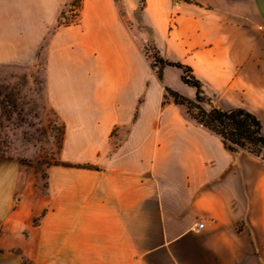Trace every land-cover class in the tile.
<instances>
[{"label":"crops","instance_id":"0c3cea01","mask_svg":"<svg viewBox=\"0 0 264 264\" xmlns=\"http://www.w3.org/2000/svg\"><path fill=\"white\" fill-rule=\"evenodd\" d=\"M61 1L0 0V62L35 61ZM136 17L141 36L112 0H81L52 35L45 77L60 161L44 201L20 210L39 225L1 238L0 264L51 248L55 264H264V159L229 151L165 99V86L188 98L195 89L175 66L160 82L137 47L150 41L190 67L206 97L248 109L264 130V0H145Z\"/></svg>","mask_w":264,"mask_h":264},{"label":"rangeland","instance_id":"374dc122","mask_svg":"<svg viewBox=\"0 0 264 264\" xmlns=\"http://www.w3.org/2000/svg\"><path fill=\"white\" fill-rule=\"evenodd\" d=\"M136 1L135 6L134 0H112L119 20L131 36H141L140 31H143L136 17L141 0ZM77 3L78 0H62L58 18L75 22L80 9H77ZM65 26L57 27L56 22L48 28L35 61L0 62V240L7 238V233L27 238L32 227L39 225L41 215L33 217L26 225L21 220L20 210L31 208L38 200L44 201L48 168L60 161L63 125L48 101L45 61L52 35ZM137 47L143 64L155 75L159 64L151 67L154 55L163 58L162 54L150 41L142 40ZM213 104L230 106L208 92L207 100L202 105L208 110ZM181 109L185 110L184 107ZM241 226L239 224V228ZM44 232L47 235L52 233V227L45 226ZM0 246L3 252L9 249L1 241ZM12 253L16 254L17 251ZM23 259L25 264H55L52 248L33 254L25 253Z\"/></svg>","mask_w":264,"mask_h":264},{"label":"trees","instance_id":"16d2710c","mask_svg":"<svg viewBox=\"0 0 264 264\" xmlns=\"http://www.w3.org/2000/svg\"><path fill=\"white\" fill-rule=\"evenodd\" d=\"M80 1L78 0L77 9L80 7ZM144 1L141 0L140 9L143 8ZM69 23H71L70 20L62 21L60 18L57 19V27L62 24L68 25ZM157 64H159V70L155 73V76L160 82L162 81L163 68L165 66H175L181 69L182 82L195 89L194 98L191 99L165 86V99H170L175 105L184 107L185 110L183 112L187 117L216 134L229 151L246 153L262 159L264 130L260 119L255 114L242 106L222 107L218 104H213L208 110L205 109L202 104L207 100V97L203 91V84L193 75L190 67L180 62L169 61L155 54L154 63L151 67L154 68ZM191 110L196 112L193 113ZM64 165L93 168L91 164L72 165L64 163ZM21 264H25L24 259H22Z\"/></svg>","mask_w":264,"mask_h":264},{"label":"built area","instance_id":"2783aa9c","mask_svg":"<svg viewBox=\"0 0 264 264\" xmlns=\"http://www.w3.org/2000/svg\"><path fill=\"white\" fill-rule=\"evenodd\" d=\"M204 224H205L204 221H200V222L197 223L196 227L199 228V229H202V228H204Z\"/></svg>","mask_w":264,"mask_h":264}]
</instances>
